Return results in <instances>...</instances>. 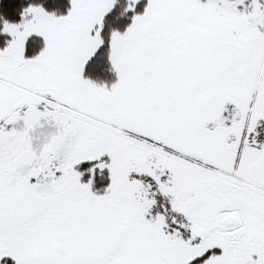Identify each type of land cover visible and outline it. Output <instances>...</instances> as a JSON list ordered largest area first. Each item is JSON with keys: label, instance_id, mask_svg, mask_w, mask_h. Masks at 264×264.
Segmentation results:
<instances>
[{"label": "snow or ice", "instance_id": "1", "mask_svg": "<svg viewBox=\"0 0 264 264\" xmlns=\"http://www.w3.org/2000/svg\"><path fill=\"white\" fill-rule=\"evenodd\" d=\"M0 264H264V0H0Z\"/></svg>", "mask_w": 264, "mask_h": 264}]
</instances>
